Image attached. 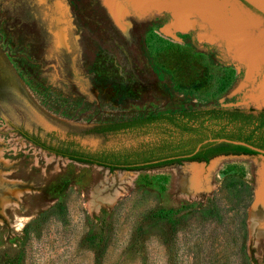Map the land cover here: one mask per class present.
Listing matches in <instances>:
<instances>
[{"label": "rangeland", "instance_id": "obj_1", "mask_svg": "<svg viewBox=\"0 0 264 264\" xmlns=\"http://www.w3.org/2000/svg\"><path fill=\"white\" fill-rule=\"evenodd\" d=\"M264 111V17L238 0H0V264H264V156L109 171L103 125Z\"/></svg>", "mask_w": 264, "mask_h": 264}, {"label": "trees", "instance_id": "obj_2", "mask_svg": "<svg viewBox=\"0 0 264 264\" xmlns=\"http://www.w3.org/2000/svg\"><path fill=\"white\" fill-rule=\"evenodd\" d=\"M238 1L251 9L242 1ZM96 131L148 136L153 140L140 144L139 148L131 151L90 153L53 148L25 134L22 136L36 147L55 156L79 164L95 165L109 171H141L182 162L208 163L218 156L260 155L243 146L226 142L203 143L208 139L242 142L264 151L263 110L257 112L237 108L182 110L110 123Z\"/></svg>", "mask_w": 264, "mask_h": 264}, {"label": "water", "instance_id": "obj_3", "mask_svg": "<svg viewBox=\"0 0 264 264\" xmlns=\"http://www.w3.org/2000/svg\"><path fill=\"white\" fill-rule=\"evenodd\" d=\"M240 1H242L244 4H246L248 7H250L256 13H258L259 15L264 17V0H240ZM214 141H216L217 143L226 142V143H230L233 145L243 146L245 148H248V149L264 156L263 150L251 147V146L244 144L242 142L228 141V140H224V139H217V140L208 139V140L204 141L203 143L214 142Z\"/></svg>", "mask_w": 264, "mask_h": 264}, {"label": "flooded vegetation", "instance_id": "obj_4", "mask_svg": "<svg viewBox=\"0 0 264 264\" xmlns=\"http://www.w3.org/2000/svg\"><path fill=\"white\" fill-rule=\"evenodd\" d=\"M254 112H257V111H254ZM141 137H147V136H141ZM149 138H151V137H149ZM152 140H153V138H151Z\"/></svg>", "mask_w": 264, "mask_h": 264}]
</instances>
